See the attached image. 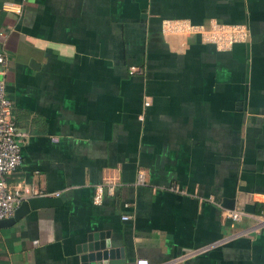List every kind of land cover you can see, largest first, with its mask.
Returning a JSON list of instances; mask_svg holds the SVG:
<instances>
[{
	"label": "crops",
	"instance_id": "0c3cea01",
	"mask_svg": "<svg viewBox=\"0 0 264 264\" xmlns=\"http://www.w3.org/2000/svg\"><path fill=\"white\" fill-rule=\"evenodd\" d=\"M210 19L248 36L186 30ZM0 54L6 184L59 197L0 225V264H82L88 233L109 264H264V226L222 213H264V0H0Z\"/></svg>",
	"mask_w": 264,
	"mask_h": 264
},
{
	"label": "built area",
	"instance_id": "2783aa9c",
	"mask_svg": "<svg viewBox=\"0 0 264 264\" xmlns=\"http://www.w3.org/2000/svg\"><path fill=\"white\" fill-rule=\"evenodd\" d=\"M14 5L15 6L8 7L19 11L20 5L18 3ZM149 16H154V13H149ZM186 30L200 33L203 40L214 43V45L220 49H227L233 42L243 41L248 36L247 28L244 24L224 23L214 19L208 20L205 25H187ZM2 61L3 56L0 54V62ZM149 102L150 96H146L143 104L146 105ZM9 111L10 100L5 93V81L0 77V218L11 215L14 207L24 198L19 188H9L5 181L6 176L14 171L20 164L21 154L18 136L24 134L16 129L13 120L9 116ZM136 182H142L141 170H137L136 172ZM113 188L114 183L112 181L96 184L94 186L92 200L94 202H99L102 191L105 190L111 193ZM33 194L49 196V193L39 190H34ZM53 194L57 195V192H53ZM222 213L231 220H238L243 216L250 217L253 219L251 227L254 229L264 226V213L262 212H250L238 207H223ZM120 217L124 219L127 215L122 213ZM135 264H148V261L144 257H138L135 259Z\"/></svg>",
	"mask_w": 264,
	"mask_h": 264
},
{
	"label": "water",
	"instance_id": "95a60500",
	"mask_svg": "<svg viewBox=\"0 0 264 264\" xmlns=\"http://www.w3.org/2000/svg\"><path fill=\"white\" fill-rule=\"evenodd\" d=\"M58 200V196L46 195H30L22 198L14 207L11 215L0 218V225H7L13 222L30 209L44 205H54ZM227 200V206L232 208L231 199ZM99 236L100 238L98 239L95 233L93 235L88 233L85 240L76 246L77 251L80 253L79 257L82 264H109L110 259L117 257L118 250H121V248L112 246L110 239L102 237V234H99Z\"/></svg>",
	"mask_w": 264,
	"mask_h": 264
}]
</instances>
